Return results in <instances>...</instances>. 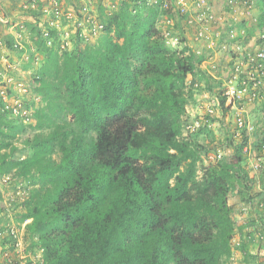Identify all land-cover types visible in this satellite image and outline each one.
Instances as JSON below:
<instances>
[{
    "label": "trees",
    "instance_id": "16d2710c",
    "mask_svg": "<svg viewBox=\"0 0 264 264\" xmlns=\"http://www.w3.org/2000/svg\"><path fill=\"white\" fill-rule=\"evenodd\" d=\"M97 1L94 42L76 31L73 48H62L55 29L47 25L45 36L25 23L43 56L29 80L40 105L29 96L10 106L0 96V179L25 180L19 187L28 190L12 201L0 191V213L24 224L44 264H227L236 230L229 193L241 181L245 194L256 180L242 166L245 142L197 175L199 151L182 136L181 118L186 77L204 57L183 37L179 51L169 49L158 26L161 16L189 15L175 0H120L116 9ZM256 3L263 29L264 0ZM26 126L35 132L17 159L13 142ZM13 240L1 246L13 249Z\"/></svg>",
    "mask_w": 264,
    "mask_h": 264
},
{
    "label": "rangeland",
    "instance_id": "374dc122",
    "mask_svg": "<svg viewBox=\"0 0 264 264\" xmlns=\"http://www.w3.org/2000/svg\"><path fill=\"white\" fill-rule=\"evenodd\" d=\"M37 1L41 3V6L36 17H33L30 11L37 10ZM83 1L87 3V0H10L6 5L0 2V17L5 21L0 23V96L5 93L3 100L8 105H21L29 96L30 99L35 96L29 80L43 63V56L35 48L31 39L32 33L30 29H26L25 23H35L43 35H46L47 25L55 23L57 17L63 15L60 27L63 31L74 34L76 15L71 12V9L74 7L77 9V5ZM89 1L91 11L87 18H95L97 21L98 1ZM108 1L104 3L115 9L120 2V0ZM203 1L217 20L215 24L209 26L203 37H197L195 25L190 26L191 24L187 22L195 17V6L200 3V0H188V18L178 22L177 16L173 19L161 16L158 26L162 31L168 30V35L165 34V45L169 49L179 51L182 47L180 38L183 37L196 55L204 57L201 63L195 64L193 74L186 77L185 83L189 93L185 106L186 112L181 118L182 136L191 141L199 151L198 177L203 168L215 164L220 159H230L237 150V145L245 142V146L241 149L244 159L242 166L248 171L249 177L255 178L256 182L244 194L242 182L238 181L229 193V204L232 207L236 230L231 242L232 255L227 264L250 263L249 259L256 264L257 255L248 253L246 260L238 254L239 246L234 239L240 232L239 223L242 219L240 217L242 213L248 211L241 208L246 207L243 200L247 201L246 198L250 199V197L253 198L251 206L254 203L257 207H255L256 211L250 210L253 216L247 217L253 221L246 222L244 228H247L250 235H254L259 243L264 238V199L254 198L259 192L264 194V28L261 29L259 26L261 8L257 6L256 0H232L231 4L229 0ZM96 24L94 22L82 31L85 37L92 36L88 37L90 42H94L96 36L100 34ZM9 37L13 43L11 49L7 45ZM65 37L67 38L64 34L63 38ZM68 39L70 40V38L65 40L67 47L73 48V43ZM23 42L27 43V47L18 50L16 45L22 46ZM80 44L83 46L84 42ZM61 47L66 46L61 43ZM32 54L34 64L29 63V57ZM233 63L235 65L239 63L237 70L232 68ZM231 91L236 94L233 98H231ZM220 97H225L223 106L220 104ZM39 99L33 97L37 106L40 105ZM27 102L30 103L29 100ZM28 123L34 124L35 121L30 119ZM34 132L32 128L26 126L25 132L19 134L14 140L13 143L17 147L15 158L21 159L28 154L23 141L30 138ZM258 163L260 166L257 168L259 170L257 173L254 165ZM258 175L262 178L261 180L258 179ZM4 179L6 177L0 179V191H5L7 195L15 192V189L21 185L27 186L25 180L8 179L4 182ZM22 188L28 194L27 188ZM10 226L18 231L21 243L18 253L14 248H8L10 243L1 246V242L10 235ZM29 242L24 224L18 227L14 217L10 215L4 217L0 213V264H21L23 261L18 259L20 256L33 253V250L29 248ZM245 260L247 262H244Z\"/></svg>",
    "mask_w": 264,
    "mask_h": 264
},
{
    "label": "built area",
    "instance_id": "2783aa9c",
    "mask_svg": "<svg viewBox=\"0 0 264 264\" xmlns=\"http://www.w3.org/2000/svg\"><path fill=\"white\" fill-rule=\"evenodd\" d=\"M105 1H108V0H105ZM229 3L231 4L232 0H229ZM90 5H91L90 1L87 0V3L85 1H83V3H79V5H77V7H78L77 9L75 7L71 9V12L76 15L74 32L80 31V33H81L80 35H82V24L89 25V26L94 24L93 18L92 19L87 18V15L90 14V11H91ZM175 7L178 8V11L180 12V14H182V15L187 14L188 9H189L188 0H175ZM195 7H196L195 17H193L192 19H189L187 22L189 25L193 24L196 26L197 37L201 38L208 31L209 26L212 24H215L217 22V20L212 15L210 8L208 7V5H206L204 3L203 0H200V3H197V5ZM82 16H83V18H82ZM62 17H63V15H60L59 17H57L56 22L51 23L50 27L56 30L57 35H59V40L62 41V44H64V46H67V43L65 42V40L67 38H69L70 34H72V33L71 32H65L60 27L59 24H60V20H62ZM4 22H5L4 19L2 17H0V23H4ZM98 28L99 29L101 28L100 25L98 26ZM64 34H65V36H67V38L66 37L63 38ZM51 43H52L51 39L47 40L48 45H50ZM16 48L18 50H21L22 46L19 44L18 46L16 45ZM4 94L5 93L1 94V95H3L2 98L5 96ZM234 95H236L234 93V91H231V98H233ZM237 98H239V95H237ZM16 111L17 110L14 109V110H12V113L16 114ZM19 113H20V115H25L27 112L25 110H21V111H19ZM259 166H260V164L258 163L256 165H254V168L257 169ZM8 179L9 178L6 177V179H4V182ZM15 190H16L15 192L7 195L11 201L16 199V198L22 199L23 196L26 195L25 189L17 187ZM8 207H9V205H8ZM27 222H29V220H27ZM10 235H12V237L14 239L11 244H12L15 252L18 253L19 246L21 244L19 241V237H18V231L11 229ZM18 259H21L23 261L21 264H44V262L42 261L41 254L39 252L36 254H28L26 256L25 255L20 256Z\"/></svg>",
    "mask_w": 264,
    "mask_h": 264
},
{
    "label": "crops",
    "instance_id": "0c3cea01",
    "mask_svg": "<svg viewBox=\"0 0 264 264\" xmlns=\"http://www.w3.org/2000/svg\"><path fill=\"white\" fill-rule=\"evenodd\" d=\"M1 1L3 2L2 4L5 3L4 5H6V3L10 0H0V2ZM241 208H243L244 210L246 209V207H241ZM247 208H249V207H247ZM247 216H253V214L250 213L249 211H247V213H242V216L240 217L242 219L239 223L240 224L239 225L240 232H239V235H237V238L234 239V242L237 244V246H239L238 254L240 256H243V259L246 258V260L248 259V253L252 254V255L255 254V255H257L255 258V261L257 260L256 264H264V238H263V240H262V238H260V240H262V242L259 243L258 239H255L254 235L251 236L249 233L250 231L247 228H244V225L246 222L253 221L252 219H250ZM246 260L244 262H247ZM249 261H250V263H244V264H255L254 262H252V259H249Z\"/></svg>",
    "mask_w": 264,
    "mask_h": 264
}]
</instances>
